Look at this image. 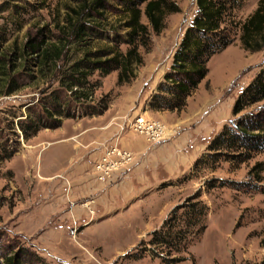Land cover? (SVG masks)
Masks as SVG:
<instances>
[{
    "label": "rangeland",
    "instance_id": "obj_1",
    "mask_svg": "<svg viewBox=\"0 0 264 264\" xmlns=\"http://www.w3.org/2000/svg\"><path fill=\"white\" fill-rule=\"evenodd\" d=\"M172 1L178 5L179 12L166 17L160 33L150 32L148 48L139 47L142 65L134 68V78L118 84L117 71L105 77L94 72L88 78L95 87L92 97L88 102L73 103L71 113L76 107L77 113L73 118L60 117L58 128L42 129L28 140L19 129V122L30 115L33 118L31 111H39L45 104L52 106L63 100V96L69 101L51 76L34 81L22 77L27 87L11 96L0 97V264L14 255L19 256L22 264H28L29 259L36 261L35 256L42 264H161L154 248L147 244L150 233L162 226L174 207L199 189L200 199L208 206L206 229L188 247L187 253L174 256L176 264H191V259L194 264H264L261 245L264 170L260 173L261 182L247 178L253 165L264 161V154L239 165L217 160L213 166L197 168L196 177L189 178L187 174L193 162L179 179L162 184L157 189L160 192L140 202L126 203V207L125 203H108L107 208L106 203H86L79 195L70 196L71 179L63 172L68 159L84 149L82 145L75 147V140L84 144L97 137L103 129L99 127L111 122L119 110L128 111L124 118L127 130V123L140 114L173 129L169 132L171 136H164L160 141L178 134L179 127H171L169 123L187 118L194 127L204 123L203 134H195L193 139L201 146L200 154L223 125L234 120L233 103L264 60V50L251 52L241 46L239 28L234 42L207 62L205 79L188 97L182 111L149 110V99L168 72L184 31L197 12L196 0ZM257 1L246 0L241 9L233 12L234 21L242 23L256 9ZM11 3L18 8L0 13V32L5 34L8 43L16 40L21 44L27 32L33 34L38 27L50 24L56 14L47 10L34 12L22 0ZM142 21L146 23L144 18ZM90 47L102 49L113 45L109 41L91 42ZM120 49L124 51L125 45ZM78 56L74 48L67 61ZM102 98L108 107L101 115L80 116L84 106L94 110ZM59 105L65 111L66 107ZM9 152L13 154L5 157ZM97 161L92 164L91 172ZM186 167L187 164L183 166ZM58 174L65 175L69 182L60 185L56 179H42ZM207 182H249L252 187L236 190L223 183L224 187L206 190Z\"/></svg>",
    "mask_w": 264,
    "mask_h": 264
},
{
    "label": "trees",
    "instance_id": "obj_2",
    "mask_svg": "<svg viewBox=\"0 0 264 264\" xmlns=\"http://www.w3.org/2000/svg\"><path fill=\"white\" fill-rule=\"evenodd\" d=\"M12 1L15 0L1 2L0 13L18 8ZM22 1L34 12L47 10L48 13L56 11V14L50 24L38 27L33 34L27 32L21 44L16 40L8 43L5 34L0 32V97L11 96L27 87L22 83V77L34 81L51 76L69 98L66 101L63 96L62 102L58 100L52 106L45 104L39 111H31L28 107L33 118L30 115L24 122H19L25 140L42 129L58 128L60 117L73 118L77 107L71 113L72 104L88 102L95 91L88 80L94 72L105 77L117 71L118 84L130 82L134 78V68L142 65L139 47L148 48L150 32L160 33L166 17L179 12L178 5L172 0ZM245 1L196 0V15L184 31L168 72L149 99L150 111H182L188 97L205 79L210 58L234 42L236 28L240 30L239 40L246 51L264 50V0L257 1L256 9L242 23L236 22L233 12L241 9ZM18 15L14 13V16ZM111 18L115 20L111 21ZM107 41L113 47H90L91 42ZM121 45H125L124 51L120 49ZM74 48L79 56L67 61ZM100 102L94 110L84 106L80 116L101 115L108 103L105 98ZM60 103L66 107L65 111L60 110ZM231 115L234 120L223 125L194 161L187 174L189 178L196 177L199 167L213 166L217 160L239 165L264 154V60L251 82L235 99ZM12 154L9 152L5 157ZM263 170L264 161L256 162L247 173L248 181L261 182ZM223 183L236 190L252 187L249 182H207L205 188L224 187ZM201 194L199 189L183 204L174 207L162 226L150 233L147 244L154 248L161 264H176L174 256L187 253L188 247L204 233L208 206L200 199ZM262 236L264 248V232ZM35 258L36 261L29 259L28 264H42L40 258ZM190 261L194 264L192 259ZM5 264L22 263L19 256L14 255L6 258Z\"/></svg>",
    "mask_w": 264,
    "mask_h": 264
},
{
    "label": "crops",
    "instance_id": "obj_3",
    "mask_svg": "<svg viewBox=\"0 0 264 264\" xmlns=\"http://www.w3.org/2000/svg\"><path fill=\"white\" fill-rule=\"evenodd\" d=\"M127 114L128 111L119 110L111 122L99 127V129L103 128L100 134L87 143L81 144L75 140L74 146L82 145L83 152L70 157L68 166L63 172L71 179L69 184L72 198L79 195L84 198L82 201H87L86 203H106L107 208H109L108 203L140 202L149 198V195L160 192L157 189L165 182L174 181L186 174L192 163L201 155V146H198L197 142L194 143L193 139L196 137L195 134H203L204 123L201 122L194 127L188 118L167 123L171 127L177 125L180 129L178 134L150 145L124 127V118ZM170 134L168 133V136H171ZM116 143L122 149L130 151L133 160L129 165L114 172L110 181L99 183L93 169L91 172L92 164L103 155L107 145ZM193 149H198L199 152L194 150L196 152L194 153ZM186 164L187 167L183 168ZM48 177V175L43 176L42 179L53 178L60 185L69 182L67 177L61 174Z\"/></svg>",
    "mask_w": 264,
    "mask_h": 264
},
{
    "label": "built area",
    "instance_id": "obj_4",
    "mask_svg": "<svg viewBox=\"0 0 264 264\" xmlns=\"http://www.w3.org/2000/svg\"><path fill=\"white\" fill-rule=\"evenodd\" d=\"M135 117L129 125L128 130L143 136L149 144H155L165 136L164 134L171 132L159 121L149 119L142 114ZM104 154L98 159L94 165L96 179L100 183H106L112 179V174L120 168L129 165L132 161V154L124 149L113 145L105 148Z\"/></svg>",
    "mask_w": 264,
    "mask_h": 264
},
{
    "label": "bare ground",
    "instance_id": "obj_5",
    "mask_svg": "<svg viewBox=\"0 0 264 264\" xmlns=\"http://www.w3.org/2000/svg\"><path fill=\"white\" fill-rule=\"evenodd\" d=\"M131 123V121L128 123V125ZM134 135H136V136H138V137H141V138H143V136H141V135H139V134H137V133H135V132H133L132 130H130ZM165 136H167L168 135V133H166V134H164ZM144 139V138H143ZM145 140V139H144ZM146 141V140H145ZM113 145H117V143L116 144H113ZM106 148V147H105ZM130 152V151H129ZM132 160H133V158H132ZM132 162V161H131ZM93 170H94V168H93ZM95 172V171H94ZM100 183V182H99ZM102 184H104V183H102Z\"/></svg>",
    "mask_w": 264,
    "mask_h": 264
}]
</instances>
